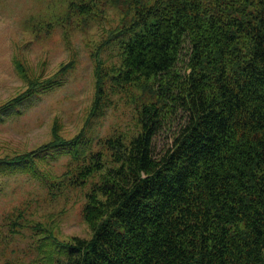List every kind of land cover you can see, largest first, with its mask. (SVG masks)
I'll list each match as a JSON object with an SVG mask.
<instances>
[{
  "label": "trees",
  "instance_id": "trees-1",
  "mask_svg": "<svg viewBox=\"0 0 264 264\" xmlns=\"http://www.w3.org/2000/svg\"><path fill=\"white\" fill-rule=\"evenodd\" d=\"M124 33L119 80L163 86L168 112L143 104L135 135L106 137L68 177L99 172L90 237L44 234L37 248L50 264H264V0H154ZM176 113L183 126L155 153Z\"/></svg>",
  "mask_w": 264,
  "mask_h": 264
},
{
  "label": "rangeland",
  "instance_id": "rangeland-1",
  "mask_svg": "<svg viewBox=\"0 0 264 264\" xmlns=\"http://www.w3.org/2000/svg\"><path fill=\"white\" fill-rule=\"evenodd\" d=\"M153 1L0 0V264H50L36 246L44 234L89 238L83 207L99 172L82 185L68 177L106 137L135 135L143 104L168 112L163 86L119 80L124 31ZM166 120L158 154L185 122L180 113ZM78 136L76 151L36 152Z\"/></svg>",
  "mask_w": 264,
  "mask_h": 264
}]
</instances>
